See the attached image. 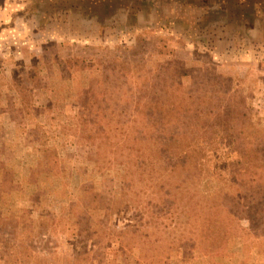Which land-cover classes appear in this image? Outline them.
<instances>
[{
	"label": "rangeland",
	"instance_id": "obj_1",
	"mask_svg": "<svg viewBox=\"0 0 264 264\" xmlns=\"http://www.w3.org/2000/svg\"><path fill=\"white\" fill-rule=\"evenodd\" d=\"M157 87L171 119L205 97L193 138L217 98L264 147V0H0V264H264L262 189L221 237L222 183L147 164Z\"/></svg>",
	"mask_w": 264,
	"mask_h": 264
},
{
	"label": "trees",
	"instance_id": "obj_2",
	"mask_svg": "<svg viewBox=\"0 0 264 264\" xmlns=\"http://www.w3.org/2000/svg\"><path fill=\"white\" fill-rule=\"evenodd\" d=\"M230 82L227 80L222 82L229 85L222 86L225 91L218 96L222 100L229 95L232 97L235 93L230 87ZM157 88L158 94L151 93L149 94L151 96L146 94V111L148 112L143 128L144 142L149 143V137H152L154 132L158 135L151 140V144L156 147L155 158L147 160V164L155 170L159 182L170 179L175 172L179 174L184 172L197 174V179L202 183L208 181L216 185L222 183L223 188L218 186L212 197L217 202L212 206V218L209 217L205 221L206 227L211 226L215 234L222 237L224 236L222 230H226L224 228L231 222L228 216H234V213L230 212V206L224 203L223 196L239 191L242 200L247 196L246 192L241 190L243 186H248V191L253 189L257 191L262 189L260 191L262 193L264 191V147L253 132H247L240 125L239 119L226 117L228 112L225 101L223 103L217 98L212 99V109L208 111V113L212 111V141L207 138L203 140L193 138L192 132L203 125L201 119L203 106L199 100L205 97L180 98L177 101L180 106L171 104V111L178 115L175 119H171L167 116L168 102L164 99V87ZM153 112L157 114L155 119L152 118L155 115ZM233 112L240 116L238 111ZM215 116L223 117L217 119ZM170 127L174 129V132L170 134L171 136L165 135L164 131ZM211 144L212 149L208 150L202 146ZM180 178L182 179L181 176ZM228 183H230L229 186H227ZM233 184H237V190L232 189ZM235 202L236 209H240L242 203ZM217 206L223 213L215 210Z\"/></svg>",
	"mask_w": 264,
	"mask_h": 264
}]
</instances>
